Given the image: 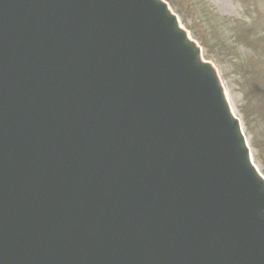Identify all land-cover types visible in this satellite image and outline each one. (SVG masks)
<instances>
[{"label": "water", "instance_id": "1", "mask_svg": "<svg viewBox=\"0 0 264 264\" xmlns=\"http://www.w3.org/2000/svg\"><path fill=\"white\" fill-rule=\"evenodd\" d=\"M153 5L0 0L3 264H264V182L213 71ZM91 187L142 191L141 243L108 252Z\"/></svg>", "mask_w": 264, "mask_h": 264}, {"label": "rangeland", "instance_id": "2", "mask_svg": "<svg viewBox=\"0 0 264 264\" xmlns=\"http://www.w3.org/2000/svg\"><path fill=\"white\" fill-rule=\"evenodd\" d=\"M168 1L179 15L182 25L204 46L201 45L203 57L215 64L236 113L244 122L248 120L249 127L246 122L244 129L254 160L264 173V58L259 56L260 59H257L256 53L236 46L232 35L240 30L234 25L235 22L242 19L247 21L244 24H248V20L254 18L259 28L264 30V0ZM210 27L218 29L212 36L208 32ZM217 42H221L228 53L236 54L242 62L232 65L221 59L212 51V43ZM247 62H250V67ZM254 110L262 116V120L259 119L260 115L251 114Z\"/></svg>", "mask_w": 264, "mask_h": 264}]
</instances>
